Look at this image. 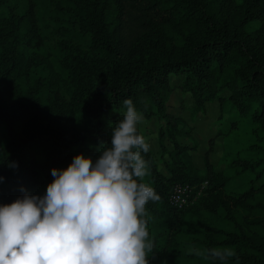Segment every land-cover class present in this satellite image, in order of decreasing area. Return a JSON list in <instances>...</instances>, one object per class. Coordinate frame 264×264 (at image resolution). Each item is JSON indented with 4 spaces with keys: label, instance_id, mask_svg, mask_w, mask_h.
Segmentation results:
<instances>
[{
    "label": "rangeland",
    "instance_id": "374dc122",
    "mask_svg": "<svg viewBox=\"0 0 264 264\" xmlns=\"http://www.w3.org/2000/svg\"><path fill=\"white\" fill-rule=\"evenodd\" d=\"M165 1L151 0L150 6L154 2L158 5L149 6L148 13L141 15L137 7H131V0H99L110 38L118 46L115 59L138 67L148 53L172 61L193 53L195 42L204 32L201 11L195 8L189 16L180 13V17L171 18L161 13ZM177 1L168 0L166 6ZM207 4L215 21L230 34L246 38L252 47L259 46L253 53L264 60V0H207ZM71 6H78L77 17L66 10ZM86 11L84 3L76 5L72 0H0V108L17 116L15 132L19 136L41 125L45 114L61 116L67 130L82 134L81 141L97 158L102 144L88 137L95 134L89 105L105 104L107 83L120 82V77L106 67L108 55L90 47L92 34ZM20 17L22 23L15 27ZM77 52L88 53L91 59L79 58ZM209 55L214 68V97L198 109L183 85L182 75H171L168 85L154 84L151 92L136 88L135 107L144 117L139 133L151 145L145 159L158 172L167 174L164 160L170 163V159L162 154L157 140L162 121L151 102L156 97L167 112L184 122L178 125L181 134L176 140L186 148L190 172L205 174L207 158L216 173H209L201 183H185L190 185L192 195L186 205L175 207V214L168 212L166 202H159L154 211L146 209L150 238L156 242L150 264H212L190 254V247H229L236 252L238 264H249L250 259L238 255L251 252L239 243L241 240L259 247L254 256L263 257L264 107L239 90L244 82L236 75L254 69L227 63L212 51ZM254 78L264 84V72L255 69ZM243 97L248 101L243 102ZM36 98L40 114L34 118ZM139 108L156 113L148 118ZM125 111L122 103L103 114L104 130L110 138L112 127L123 119ZM7 143L1 123L0 158ZM78 154L79 149L66 163H55L51 168L42 154L37 156L40 168L46 167L44 172H50L53 178V168L66 169ZM254 161L257 163L251 169ZM145 182L152 185L151 175ZM45 192L44 186L39 196ZM169 216L179 221L173 229L166 221ZM228 264H237L236 258Z\"/></svg>",
    "mask_w": 264,
    "mask_h": 264
},
{
    "label": "trees",
    "instance_id": "16d2710c",
    "mask_svg": "<svg viewBox=\"0 0 264 264\" xmlns=\"http://www.w3.org/2000/svg\"><path fill=\"white\" fill-rule=\"evenodd\" d=\"M72 1L76 5L82 2L86 7L85 19L92 34L90 47L94 48L97 53L107 54L108 63L106 67L120 77V82L111 80L107 83L108 100L105 104L97 106L92 103L89 105L88 115L95 127V134L88 137L96 143L110 144L111 138L104 130L102 116L112 108L118 109L126 99H131L135 105L134 98L138 87H142L146 93L151 92L155 86L154 84L168 85L171 75H182L183 85L186 91L195 98L197 109L202 107L205 101L211 100L214 97L212 85L214 68L211 67L210 51L223 57L227 63L244 68L253 67L254 70L251 73L245 72V74L242 71L236 73L239 79L244 82L239 90L242 93H248L250 98L257 100L264 107V84L254 78L255 69L264 72V60L253 53L259 46L252 47L246 38L239 37L237 34H230L223 24L215 21L208 9L207 0H178L172 5L169 4V6H166L168 0L165 1L161 13L165 12L171 18L180 17L185 13L189 16L193 9L194 12L195 8L199 9L205 23L203 37L195 42L194 51L189 56L172 61L164 56L159 57L154 53H148L142 57L141 64L138 67L115 59L118 54V46L110 38L103 13L99 8V0ZM131 2V7H137L141 15H143V12L148 13V8L153 5H158V2H154L150 6L151 0H131ZM77 8L78 6H71L66 10L71 16L77 17L79 15ZM22 20V17L17 19L15 27H19ZM77 57L91 59L88 53L79 54L77 52ZM247 98L243 97L242 101H248ZM34 101L33 117L36 118V115L40 114V103L37 98ZM151 102L155 103L159 120L162 121L157 134L158 146L162 154L169 157L170 163L164 160L167 174L158 172L156 166L151 164L153 183L150 186L161 197L159 202H166L169 208L168 212L175 214L178 209L168 204V195L173 185L204 182L207 175L213 171L209 160L206 158L205 174L200 175L190 172L191 169L185 160L186 148L180 146L176 140V137L181 134L178 125L183 124V120L167 112L161 99L153 97ZM139 109L145 112V117L148 118L156 113L151 109L149 111ZM43 119L41 125L34 126L33 129L27 130L23 136H19L15 132L17 116L7 109L0 108V124L5 125L8 139L7 147L0 158V176L4 178L0 182V205L11 204L15 199L23 196L24 193L20 191L21 188L26 189L31 195L39 196L41 189L44 186L46 188L52 182L53 178H51L50 172H44L46 167L42 166L43 170L40 168L37 156L39 153L44 156L45 161H47L45 164H48L49 168L55 163H66L69 156L77 149H79L80 154L91 157L93 160L96 159L87 147L86 142L81 141L84 136L69 132L61 116L45 114ZM12 162H15L17 167H9ZM256 163L257 161L252 162L249 167L253 169ZM212 174L216 173L213 172ZM159 202H149L145 207L149 211H154ZM166 221L172 229L179 224L178 220L173 217L171 220L170 216L166 218ZM171 242H173V237ZM153 243L155 245L156 242ZM239 243H242L245 249L249 248L251 250V252L240 253L239 256L250 259L249 264H264V251L262 252L263 257L254 256V252L259 251V247L248 241L241 240ZM151 257L152 254L149 256V264Z\"/></svg>",
    "mask_w": 264,
    "mask_h": 264
},
{
    "label": "clouds",
    "instance_id": "9594fccd",
    "mask_svg": "<svg viewBox=\"0 0 264 264\" xmlns=\"http://www.w3.org/2000/svg\"><path fill=\"white\" fill-rule=\"evenodd\" d=\"M123 105L95 160L78 154L66 169L51 170L43 196L21 188L23 196L0 205V264H149L154 243L145 206L161 197L145 182L151 145L139 133L143 114L131 99ZM188 251L212 264L234 257L238 264L229 247Z\"/></svg>",
    "mask_w": 264,
    "mask_h": 264
},
{
    "label": "built area",
    "instance_id": "2783aa9c",
    "mask_svg": "<svg viewBox=\"0 0 264 264\" xmlns=\"http://www.w3.org/2000/svg\"><path fill=\"white\" fill-rule=\"evenodd\" d=\"M191 195L192 189L190 185L177 183L171 188L168 200L172 206L180 208L188 203Z\"/></svg>",
    "mask_w": 264,
    "mask_h": 264
}]
</instances>
